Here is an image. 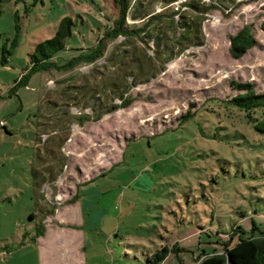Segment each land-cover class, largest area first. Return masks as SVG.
I'll return each mask as SVG.
<instances>
[{
	"label": "rangeland",
	"instance_id": "rangeland-1",
	"mask_svg": "<svg viewBox=\"0 0 264 264\" xmlns=\"http://www.w3.org/2000/svg\"><path fill=\"white\" fill-rule=\"evenodd\" d=\"M130 2L138 37H105L113 0L0 3V264H80L66 252L81 244L83 264H148L163 247L159 264H197L234 245L237 227L264 231V134L227 103L234 84L264 92V0ZM66 18L50 61L99 40L101 57L29 73ZM245 27L255 46L235 60L229 38Z\"/></svg>",
	"mask_w": 264,
	"mask_h": 264
},
{
	"label": "trees",
	"instance_id": "trees-1",
	"mask_svg": "<svg viewBox=\"0 0 264 264\" xmlns=\"http://www.w3.org/2000/svg\"><path fill=\"white\" fill-rule=\"evenodd\" d=\"M3 1L10 0H0V3ZM38 2H42V0H33L32 6L36 5ZM113 4L118 10V17L114 21L113 27L110 31L105 33V37H126L130 34L138 37L139 33L142 31L141 29L128 30L126 26V18L131 7L130 0H113ZM26 10H28V7H26ZM186 25L187 24L184 23L185 27ZM72 26L73 23L71 19H63L59 25L58 31L52 39L36 45L33 53L29 56V73H46L49 71L69 72L82 63H94L101 57L102 53H100V51L102 40H99L97 47L94 50L92 49L86 54L72 59L65 65L58 66L50 61L55 53L64 49V41L71 35ZM143 36H145V34H143ZM189 36H191V30L186 28L183 31L181 38L186 40ZM147 37L148 40L151 41V36L147 35ZM254 46L255 40L250 32V29L247 27L238 31L229 38V54L231 58L235 60L242 58ZM1 52L3 55L2 64L4 65L7 61L5 55H10L11 53L8 49H6V46L2 48ZM170 59L171 58H169V60ZM234 88L239 91L240 94L233 97L227 103L236 107L240 111H243L248 121L253 124L254 130L258 133L264 134V92L261 94L256 93L252 85L249 83L234 84ZM120 99L122 100V104L120 106H116L115 108H124L128 105V101L124 99V96H120ZM257 112H259L260 116L263 117L262 120L254 116ZM193 115L194 112L186 115L183 121L191 118ZM33 217L34 216L31 215L30 219L33 220ZM254 230L258 231V235H246L245 231L241 227H237L233 231L234 234H237V241L234 245L231 246L225 244L222 252L220 253L202 254L198 258L197 264H264V231H259L258 228H254ZM43 234L44 230L38 229L37 238L43 236ZM168 253V248L163 247L160 251L149 257L147 262L148 264H159L168 256Z\"/></svg>",
	"mask_w": 264,
	"mask_h": 264
},
{
	"label": "crops",
	"instance_id": "crops-1",
	"mask_svg": "<svg viewBox=\"0 0 264 264\" xmlns=\"http://www.w3.org/2000/svg\"><path fill=\"white\" fill-rule=\"evenodd\" d=\"M77 204H78L79 213H81V211H83L84 205H83V203H81V202H79V201H78ZM81 224H82V222H81V220H80V225H79V226H82ZM44 234H45V233H44ZM44 234H43V236L38 237L39 241H41L42 243H44L45 241H47V240H45L46 237L44 236ZM54 241L57 242L56 240H54ZM48 242H49V241H47V244H48ZM57 244H58V245L61 244V246H63V245H62V242H60V241L57 242ZM71 244H73V243H71ZM82 247L84 248V245H83V244H81V246H80V248H79L80 250H77V249H74V248H73V250H71V251H69V252H66L67 254L70 253V252H74V251H75L74 253L77 252L78 256L80 257V258H79V262H80V264H83V261L81 260V256H82V254H81V250L83 249ZM71 254H72V253H71Z\"/></svg>",
	"mask_w": 264,
	"mask_h": 264
}]
</instances>
